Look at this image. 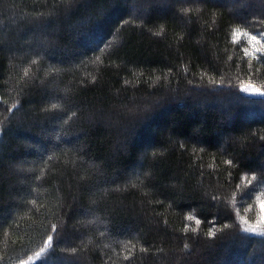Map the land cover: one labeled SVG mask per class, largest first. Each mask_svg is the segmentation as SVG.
Returning a JSON list of instances; mask_svg holds the SVG:
<instances>
[{"label": "trees", "instance_id": "1", "mask_svg": "<svg viewBox=\"0 0 264 264\" xmlns=\"http://www.w3.org/2000/svg\"><path fill=\"white\" fill-rule=\"evenodd\" d=\"M262 46L264 0H0V264H264Z\"/></svg>", "mask_w": 264, "mask_h": 264}, {"label": "snow or ice", "instance_id": "2", "mask_svg": "<svg viewBox=\"0 0 264 264\" xmlns=\"http://www.w3.org/2000/svg\"><path fill=\"white\" fill-rule=\"evenodd\" d=\"M244 35H248L247 33H245ZM251 41H254L256 44H259L260 43V41L257 39V36L256 35H252L251 36ZM256 51H264V46H262L261 48H258V49H256ZM244 52L245 53H247L248 52V49L247 48H245L244 49ZM249 87H251V85H249ZM245 91L247 90V89H244ZM258 91V90H257ZM228 163H231V161H229ZM249 183H251V181L249 180ZM261 218H260V222L261 223H264V202H262V204H261ZM52 239V237H49V240H51ZM126 259H127V257H125Z\"/></svg>", "mask_w": 264, "mask_h": 264}, {"label": "rangeland", "instance_id": "3", "mask_svg": "<svg viewBox=\"0 0 264 264\" xmlns=\"http://www.w3.org/2000/svg\"><path fill=\"white\" fill-rule=\"evenodd\" d=\"M247 90L250 91V92H252V94H254V95H257V94H264V93H260L259 90L257 91V89H255V88H253V87H249V88H247ZM262 96H263V95H262ZM263 109H264V107H263ZM260 223H261V222H260ZM252 228L259 230V229H258L257 227H255L254 225H252Z\"/></svg>", "mask_w": 264, "mask_h": 264}]
</instances>
